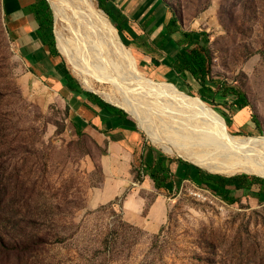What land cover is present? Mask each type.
<instances>
[{
	"label": "rangeland",
	"instance_id": "rangeland-1",
	"mask_svg": "<svg viewBox=\"0 0 264 264\" xmlns=\"http://www.w3.org/2000/svg\"><path fill=\"white\" fill-rule=\"evenodd\" d=\"M47 1L53 9L52 0ZM91 1L99 10L97 1ZM161 1L183 30L209 35L214 89L237 91L249 106L240 110L231 94L222 98L218 93L216 101H204L192 77L180 79L165 64V55L117 30L136 57L140 75L170 82L188 97L198 98L224 118L232 135L264 138V0ZM5 4L0 0V236L8 243L0 248V264H264V188L239 194L234 204L221 196L213 204L198 201L190 189L202 188L201 170L211 171L177 152H165L130 111L153 149L185 164L190 172L186 180L174 177L170 184L168 218L158 232L125 219V194L114 198L119 189L111 186L113 176L103 158L106 144L92 129L84 130L68 95L57 87L62 74L55 65L63 62L82 89L105 100V94L118 99V92L95 81L85 86L58 41L57 57H46L41 49L30 54L32 45L39 44L27 34L31 26L26 22L25 30L15 29ZM56 27L55 20L57 40ZM135 93L161 136L184 126V120L179 126L164 125L163 120L171 121L170 112L179 113L181 107L174 101L159 100L141 89ZM253 150L219 149L211 155L264 161V149ZM132 165L139 179V148Z\"/></svg>",
	"mask_w": 264,
	"mask_h": 264
},
{
	"label": "bare ground",
	"instance_id": "bare-ground-1",
	"mask_svg": "<svg viewBox=\"0 0 264 264\" xmlns=\"http://www.w3.org/2000/svg\"><path fill=\"white\" fill-rule=\"evenodd\" d=\"M52 4L55 20L60 27L56 31L59 49L78 68L85 86L89 87L90 81H95L113 87L119 98L114 100L105 94L106 101L115 102L134 114L149 129L153 141L160 143L165 152H177L215 173L233 175L246 171L264 176V161L254 158L249 161L243 158L220 160L211 155L212 150L219 149H264V138L234 136L229 132L224 118L198 98L188 97L170 82H156L142 77L136 57L124 47L117 29L100 9L95 8L91 0H52ZM139 89L152 97H162L167 102L178 104L181 107L177 108L178 115L170 112L171 121L163 122L166 126L172 122L179 126L184 120V126L172 129L171 133L163 131L167 137L161 136L162 132L153 126L151 117L136 97L135 92Z\"/></svg>",
	"mask_w": 264,
	"mask_h": 264
},
{
	"label": "crops",
	"instance_id": "crops-1",
	"mask_svg": "<svg viewBox=\"0 0 264 264\" xmlns=\"http://www.w3.org/2000/svg\"><path fill=\"white\" fill-rule=\"evenodd\" d=\"M34 1L6 0L5 4L6 13L10 17V23H12L11 25L15 29H21L26 22L30 24L31 27L29 32H27L28 35L36 29L35 18L33 15H27L23 9ZM102 1L113 13L120 12L125 17L124 33L133 38L146 39L145 37L149 36L151 39L147 41L148 44H151L152 40L162 31L166 30V25L173 16L167 14L166 6L161 0ZM25 29L26 27H23V30ZM36 41L39 44L36 45V48L33 46L34 44H31L33 49L30 51V54L33 52L38 54L39 49L42 50L43 48L38 40L31 38V42L37 43ZM177 52L178 49L173 43H170L162 54L165 55L164 59L167 57L174 58ZM45 53L47 54L46 50ZM72 78L73 81L70 82V85L79 87L80 92L76 91L77 89L69 90L61 82L56 83L57 87L68 95L67 97L73 111L76 113L78 120L84 124V130L92 129L98 140L101 143L105 142L107 156L103 155V158L113 176L111 186L113 189H119V191L114 192L113 196L117 198L121 194H125L122 200L123 216L128 222L143 227L149 232H158L168 218L169 198L167 193H170L169 189L171 188L169 185L174 184L175 179L186 180L185 176L190 171L187 170L185 164L170 163L167 156L153 149L152 145L138 132L135 124L132 122V118L122 114L119 110L122 107L105 101V99L89 90L82 89L78 81L73 76ZM83 91L97 95L102 101L118 107L117 110L110 112L106 108L100 107L95 98H87V96L81 93ZM137 148H139V179L136 178L132 165ZM142 153L144 159L147 154L152 153L156 160L160 159L162 161L164 159L166 161V166L170 168L168 189L159 190L156 188L154 180L147 174L145 163L141 164L140 154ZM201 172L202 170L199 172L201 180L202 177L216 175L213 172L203 171L202 174ZM176 176L179 178H176ZM201 182L199 183L201 184ZM241 192L229 188L226 191V195L237 198Z\"/></svg>",
	"mask_w": 264,
	"mask_h": 264
},
{
	"label": "trees",
	"instance_id": "trees-1",
	"mask_svg": "<svg viewBox=\"0 0 264 264\" xmlns=\"http://www.w3.org/2000/svg\"><path fill=\"white\" fill-rule=\"evenodd\" d=\"M97 2L98 8L105 13L114 27L120 33H123L124 24L126 23L125 17L120 12L113 13L103 4L102 0H97ZM23 10L27 15H33L35 18L36 29L30 34L31 38L41 43L43 47L42 50L44 49L43 52L45 53V50L47 52V54H44L46 57H57L59 54L55 46L53 13L48 1L35 0ZM133 40L159 53L165 51L168 45L173 43L178 49V52L174 58L167 57L164 60L166 62L165 64H167L171 68V71L176 73L182 80H187L189 77H192V79L200 85L198 93L204 101H216L218 93L222 98L231 94L234 97L233 104L239 106L240 110H244L249 106L248 101L237 91L224 88L223 86H218L216 90L214 89L213 84L215 83L211 79L212 55L209 47L210 38L207 33L185 31L182 29L178 18L172 16L166 25V30L162 31L152 40L151 44H148L147 40L143 38H134ZM55 66L62 74V76H59V82L69 90L77 89L76 91L80 92L79 87L70 85L73 78L65 69L63 62ZM81 93L87 96V98H95L100 107L106 108L110 112L118 108L108 102L102 101L97 95L91 92L83 91ZM119 110L122 114L130 116L124 109L119 108ZM252 122L256 124L257 129L260 131L255 116H252ZM140 157L142 160L141 164L145 163L147 174L154 180L156 188L159 190L168 189L170 168L166 166V161L164 159L162 161L160 159L156 160L152 153L147 154L145 159L143 153L140 154ZM169 161L170 163L175 162L173 159H169ZM202 173L203 171L201 174ZM200 185L210 190L215 195L223 197L228 203L234 204L237 202V198L226 195V191H228L229 188L239 192L242 191L241 193L251 192L255 187H259V189L262 190V188H264V178L244 173L229 177L216 174L202 177ZM6 241L7 240H3L2 236H0V248L7 245L8 242ZM2 253L3 251L0 249V254Z\"/></svg>",
	"mask_w": 264,
	"mask_h": 264
},
{
	"label": "built area",
	"instance_id": "built-area-1",
	"mask_svg": "<svg viewBox=\"0 0 264 264\" xmlns=\"http://www.w3.org/2000/svg\"><path fill=\"white\" fill-rule=\"evenodd\" d=\"M193 188L190 189V194L197 199L200 202H203L205 204L211 203L213 204L216 202L219 198L217 195L212 193L210 190L204 188H199L196 186H192Z\"/></svg>",
	"mask_w": 264,
	"mask_h": 264
},
{
	"label": "water",
	"instance_id": "water-1",
	"mask_svg": "<svg viewBox=\"0 0 264 264\" xmlns=\"http://www.w3.org/2000/svg\"><path fill=\"white\" fill-rule=\"evenodd\" d=\"M51 7V6H50ZM52 9V8H51ZM52 13H53V21L55 22V16H54V11H53V9H52ZM54 31V30H53ZM54 35H55V32H54ZM55 41H56V46H57V40H56V36H55ZM106 101V100H105ZM110 102V101H109ZM111 103V102H110ZM116 105V104H115ZM119 106V105H118ZM121 107V106H120ZM123 108V107H122ZM126 110V109H125ZM126 111H128V110H126ZM242 173H244V174H248V175H255V176H258V177H262V178H264V176L263 175H261V173L260 174H257V173H250V172H241V174ZM235 175H237V174H233V175H230V176H235Z\"/></svg>",
	"mask_w": 264,
	"mask_h": 264
}]
</instances>
